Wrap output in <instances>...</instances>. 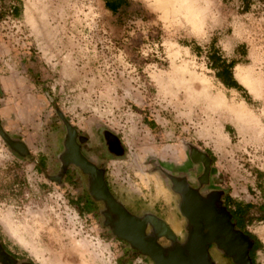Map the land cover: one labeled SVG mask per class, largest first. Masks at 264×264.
Wrapping results in <instances>:
<instances>
[{"label": "rangeland", "instance_id": "1", "mask_svg": "<svg viewBox=\"0 0 264 264\" xmlns=\"http://www.w3.org/2000/svg\"><path fill=\"white\" fill-rule=\"evenodd\" d=\"M129 2L115 15L101 0H0V126L27 150L0 137V238L36 264H153L86 211L90 183L62 166L68 123L116 201L179 236L172 171L203 155L202 195L253 205L241 228L264 264V2L208 0L190 16ZM212 42L245 93L209 69Z\"/></svg>", "mask_w": 264, "mask_h": 264}, {"label": "water", "instance_id": "2", "mask_svg": "<svg viewBox=\"0 0 264 264\" xmlns=\"http://www.w3.org/2000/svg\"><path fill=\"white\" fill-rule=\"evenodd\" d=\"M68 139L66 142L67 152L64 155V163H72L81 168L85 173L92 176V183L89 185L91 196L95 200H102L106 207L118 216V221L113 225L112 232L120 239L130 242L143 255L149 256L155 264H211L208 260L207 246L214 242L232 256L237 264H252L248 256V250L252 241L248 235L236 230L230 223L229 216L225 213L224 207L217 199V194L212 193L202 196L197 191L189 189L186 185L172 183L173 190L180 193L182 201L179 204L181 214L186 217L192 226V232L188 242L184 247L176 246L165 256L163 250L154 239L147 240L144 235L146 223L133 216L115 200L109 192L104 182L103 174L94 165L83 157L75 143L76 133L74 129L66 123ZM0 137L10 145V147L25 155L26 148L18 142H13L0 126ZM174 181V180H172ZM161 226L160 234L174 240V236L166 225L155 218H148ZM207 230L203 234V230Z\"/></svg>", "mask_w": 264, "mask_h": 264}, {"label": "flooded vegetation", "instance_id": "3", "mask_svg": "<svg viewBox=\"0 0 264 264\" xmlns=\"http://www.w3.org/2000/svg\"><path fill=\"white\" fill-rule=\"evenodd\" d=\"M75 131V129H74ZM76 133V131H75ZM68 139V130L66 127V137L64 140V148H65V153L67 152V148H66V142ZM75 143L79 148V152L80 154L85 157L88 162H90L92 165L95 166V168L101 172L103 174V178H104V182L107 185V188L109 190V192L111 193V195L114 197L113 193L111 192L105 177H104V173L102 172L101 168L98 167L94 162H92V160H90V158H88L82 150L83 147V142H81L78 134L76 133L75 136ZM115 149L114 148H108V152L109 153H115ZM118 153V152H117ZM64 162V159H63ZM193 167L190 168H185L182 169L180 168L178 172H174L172 171L173 175H176V178H172V182L171 183V190L173 191V193L176 195L178 202L180 204V202L182 201V197L180 195V193H178L177 191L173 190V184L172 183H180V185H186L189 189L195 190L197 191L199 194L202 195L201 190L203 187L209 186L211 183V173L209 176H206L207 174H205L204 172H206L205 168H206V160L204 158L203 155H197V157L194 159L193 161ZM194 165L196 166V168H194ZM64 168H65V174L68 170V168H70L71 166L75 167L76 169H78L82 175L85 177V179L87 180L88 183H92V176L90 174L85 173L81 168H79L78 166L69 163V164H65L63 163ZM196 171H198V173H196ZM215 193V192H214ZM217 199L219 200V202H221V207H224L225 209V213L229 216V220L230 223L233 225V227L236 230L242 231L245 235H248L249 239L252 241V245L248 250V256L251 260V263H253L252 257H251V252L252 249L255 245L254 239L248 234L246 233L241 226L237 225L235 219H234V213L233 211L229 208V206H227L226 201L224 200V195L216 193ZM204 196V195H202ZM94 203H95V208L97 207V210L101 211V215L103 217L104 223L106 225H108V227L113 230L114 228V223L116 221H118V216L114 213H112L107 207H106V203L102 200H95L89 191V197ZM116 200V199H115ZM126 211L127 213H129L131 216L144 221L146 223L145 225V229H144V235L145 238L147 240H151L154 239L156 241V243L158 244V246L163 250L165 256L167 255V253L169 251H171L172 249H174L176 246H181L184 247L186 245V243L188 242L189 236L192 232V226L190 225V223L187 221L186 217H184L181 212L180 209L178 208V215L180 217V224L181 225V231L183 233L182 236H179L175 233V231L172 229V227L169 225L168 222L164 221L162 218L151 214V213H136L134 211H132L131 209L125 207L124 205L120 204ZM94 208V209H95ZM93 209V210H94ZM148 218H155L156 220L164 223L166 225V227L169 229V231L172 233V235L174 236V240L170 239L169 237L160 234L161 231V226L156 223L153 222L151 220H148ZM203 234L207 233V230H203L202 232ZM117 237V236H116ZM118 238V237H117ZM119 240L123 241L124 243H126L133 252L138 253L146 258H148L149 260H151V262L153 264H155V262L146 255H143L138 249H136L134 246H132L130 244V242L120 239ZM207 255H208V260L210 261L211 264H217V260L219 261V264H237L234 262V259L232 256H229L224 250H221L216 243L212 242L210 244H208L207 246ZM0 264H36L34 261H32L31 259L25 258L24 255H22L21 253L15 251L10 245H8L7 243H5L1 238H0Z\"/></svg>", "mask_w": 264, "mask_h": 264}, {"label": "trees", "instance_id": "4", "mask_svg": "<svg viewBox=\"0 0 264 264\" xmlns=\"http://www.w3.org/2000/svg\"><path fill=\"white\" fill-rule=\"evenodd\" d=\"M224 2L229 1H237L240 4L242 12L246 13L250 10L253 2L255 0H223ZM260 3H263L264 0H257ZM130 2H127L122 9L119 12H116L114 9L110 8L105 3V8L110 11L111 14H119L121 11L126 9L128 7ZM14 14L17 16L18 11L15 8ZM197 50H201L199 46L195 47ZM207 63L210 70L214 71L215 76L222 81V83L228 87L229 89H234L238 92L245 93V89L237 82V80L234 78L233 75V69L235 68L237 62L235 60H228L224 57L221 50L216 46L214 42L210 44L208 47V51L206 53ZM84 206L86 208V211L91 212L95 208V203L88 197L85 198ZM253 205L247 204L244 207L237 205L234 209V219L237 223V225L241 226L243 218L245 216V213L248 209L252 208ZM259 210H261V207H259ZM251 236V235H250ZM252 237V236H251ZM254 242H256L254 240ZM256 243L252 249L251 256L253 251L255 250Z\"/></svg>", "mask_w": 264, "mask_h": 264}, {"label": "bare ground", "instance_id": "5", "mask_svg": "<svg viewBox=\"0 0 264 264\" xmlns=\"http://www.w3.org/2000/svg\"><path fill=\"white\" fill-rule=\"evenodd\" d=\"M164 7L168 8L174 15L190 16L198 10L207 11L210 9L208 0H158ZM206 13V12H205ZM191 22L196 24L206 23V26H211L212 21H180ZM185 25V24H184ZM191 25V24H190ZM188 26V25H187Z\"/></svg>", "mask_w": 264, "mask_h": 264}, {"label": "crops", "instance_id": "6", "mask_svg": "<svg viewBox=\"0 0 264 264\" xmlns=\"http://www.w3.org/2000/svg\"><path fill=\"white\" fill-rule=\"evenodd\" d=\"M101 1L103 2L104 7H105V3H106L110 8L114 9L116 12H119L122 9V7L127 2H129V0H101ZM108 12H110V11H108Z\"/></svg>", "mask_w": 264, "mask_h": 264}]
</instances>
